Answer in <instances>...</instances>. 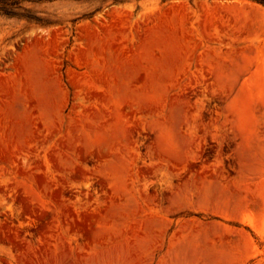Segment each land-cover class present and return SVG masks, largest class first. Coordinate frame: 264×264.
<instances>
[{"label":"rangeland","instance_id":"374dc122","mask_svg":"<svg viewBox=\"0 0 264 264\" xmlns=\"http://www.w3.org/2000/svg\"><path fill=\"white\" fill-rule=\"evenodd\" d=\"M0 13V264H264V2L23 0Z\"/></svg>","mask_w":264,"mask_h":264},{"label":"trees","instance_id":"16d2710c","mask_svg":"<svg viewBox=\"0 0 264 264\" xmlns=\"http://www.w3.org/2000/svg\"><path fill=\"white\" fill-rule=\"evenodd\" d=\"M264 2V0H260ZM23 0H0V13L8 16H26L31 19H35L42 24H49V20L38 18L35 16H30L23 12L25 8L22 6Z\"/></svg>","mask_w":264,"mask_h":264}]
</instances>
